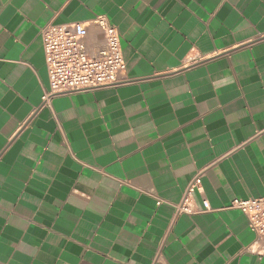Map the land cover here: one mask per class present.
Masks as SVG:
<instances>
[{
    "label": "crops",
    "instance_id": "crops-1",
    "mask_svg": "<svg viewBox=\"0 0 264 264\" xmlns=\"http://www.w3.org/2000/svg\"><path fill=\"white\" fill-rule=\"evenodd\" d=\"M97 17L125 83L45 104L41 29ZM259 198L264 0H0V264H264Z\"/></svg>",
    "mask_w": 264,
    "mask_h": 264
},
{
    "label": "built area",
    "instance_id": "built-area-1",
    "mask_svg": "<svg viewBox=\"0 0 264 264\" xmlns=\"http://www.w3.org/2000/svg\"><path fill=\"white\" fill-rule=\"evenodd\" d=\"M91 24L101 32L104 39V46L97 50H90L86 44V23L48 24L41 29L50 80V89L43 98L45 104L57 96L117 87L125 83L122 78L127 67L118 28L105 17H97ZM197 180L195 178L188 186L182 202L174 206L176 215L211 211L206 200L203 202L204 210L197 212L189 204ZM231 209L239 210L246 216L250 229L256 235V242L249 251L264 256V198L234 200Z\"/></svg>",
    "mask_w": 264,
    "mask_h": 264
}]
</instances>
